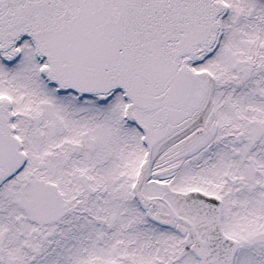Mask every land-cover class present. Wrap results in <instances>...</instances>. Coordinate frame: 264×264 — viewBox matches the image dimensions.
Returning <instances> with one entry per match:
<instances>
[{
  "label": "snow or ice",
  "instance_id": "6c2138e0",
  "mask_svg": "<svg viewBox=\"0 0 264 264\" xmlns=\"http://www.w3.org/2000/svg\"><path fill=\"white\" fill-rule=\"evenodd\" d=\"M0 264H264V0H0Z\"/></svg>",
  "mask_w": 264,
  "mask_h": 264
}]
</instances>
